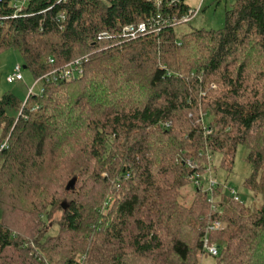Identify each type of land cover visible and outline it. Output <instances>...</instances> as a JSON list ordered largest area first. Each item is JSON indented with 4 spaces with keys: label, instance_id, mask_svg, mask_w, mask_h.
<instances>
[{
    "label": "trees",
    "instance_id": "16d2710c",
    "mask_svg": "<svg viewBox=\"0 0 264 264\" xmlns=\"http://www.w3.org/2000/svg\"><path fill=\"white\" fill-rule=\"evenodd\" d=\"M12 1L0 0V52L18 51L34 79L85 61L24 104L0 97V264H200L214 221L215 264H264V0H233L217 30L162 26L128 42L125 25L189 7L30 0L12 18ZM238 146L258 205L215 178ZM205 168L211 193L189 180Z\"/></svg>",
    "mask_w": 264,
    "mask_h": 264
},
{
    "label": "rangeland",
    "instance_id": "374dc122",
    "mask_svg": "<svg viewBox=\"0 0 264 264\" xmlns=\"http://www.w3.org/2000/svg\"><path fill=\"white\" fill-rule=\"evenodd\" d=\"M202 0H184L190 9H196ZM233 0H203L200 13L194 17L189 23L182 24L176 27L180 33L186 34L194 29L217 30L223 27L224 13L230 8ZM20 64L22 67L21 74L23 80L7 83L6 78L13 73L14 66ZM35 79L32 77L30 71L24 68L23 60L20 53L14 49H6L0 52V97L4 94L14 95L18 101L25 103L28 97V91L33 87ZM41 91V84L33 88L34 94H39ZM247 150L243 146H238L234 158L233 168L228 175L218 170L215 178L217 182L232 188L240 197L241 202L246 205H258L260 198L253 195L244 186V180L251 173V166L246 162L245 158ZM220 161L219 156L214 158L212 165L218 167ZM105 177V174H102ZM214 176V175H213ZM205 187V186H204ZM204 187L202 189H204ZM228 192V190H227ZM225 191V193H227ZM229 193V192H228ZM185 201L189 204L192 200L189 193V187L183 190ZM60 212L54 214L53 218L47 226L49 230L48 235H55L57 232V223L60 218ZM200 264H215V259L210 256H203L200 258Z\"/></svg>",
    "mask_w": 264,
    "mask_h": 264
},
{
    "label": "built area",
    "instance_id": "2783aa9c",
    "mask_svg": "<svg viewBox=\"0 0 264 264\" xmlns=\"http://www.w3.org/2000/svg\"><path fill=\"white\" fill-rule=\"evenodd\" d=\"M30 0H14L10 3V7L13 9L12 18H16L24 7L29 3ZM66 0H56L57 3H65ZM147 3L154 5L157 8H171L172 6L181 5L182 0H144ZM200 13V6L196 9H186L185 13L179 16H166L163 17L161 13L157 14L155 17H150L146 21L139 22L136 24L125 25L120 33L121 41L128 42L136 40L140 37H143L150 33L158 32L162 26H172L177 27L182 24L189 23L194 17ZM64 21V13H59L57 18V23L60 25V28L63 29L61 23ZM111 36L107 32H101L97 39L105 40L110 39ZM85 61L84 58H78L68 63L62 70L50 72L42 77L35 79L33 87L28 91V96L35 95L33 93V88L38 84H41V91L43 92V85L47 83H57V82H70L76 77L82 74V63ZM22 67L20 64H16L13 69V73L6 78L7 83H13L15 81L23 80L21 74ZM206 134L210 133L209 129L205 130ZM5 148V144L0 146V149ZM190 169H196V165L191 162L188 163ZM128 177V176H127ZM189 180L193 183L196 188L206 189L209 193L217 185L216 181L212 179L210 170L205 168L204 171L199 172L195 171L189 176ZM230 194L233 197V200L240 202L239 195L234 191L230 190ZM210 204H213V199L210 198ZM221 228V223L218 221L210 222L207 226L205 236L203 238V250L210 256H216L218 254V249L214 245L209 244V232L216 231Z\"/></svg>",
    "mask_w": 264,
    "mask_h": 264
},
{
    "label": "crops",
    "instance_id": "0c3cea01",
    "mask_svg": "<svg viewBox=\"0 0 264 264\" xmlns=\"http://www.w3.org/2000/svg\"><path fill=\"white\" fill-rule=\"evenodd\" d=\"M202 2H203V0L201 1V3H199V5H198V7L200 6V11H201V7H202ZM188 6V5H187ZM197 7V8H198Z\"/></svg>",
    "mask_w": 264,
    "mask_h": 264
},
{
    "label": "water",
    "instance_id": "95a60500",
    "mask_svg": "<svg viewBox=\"0 0 264 264\" xmlns=\"http://www.w3.org/2000/svg\"><path fill=\"white\" fill-rule=\"evenodd\" d=\"M25 68V67H24Z\"/></svg>",
    "mask_w": 264,
    "mask_h": 264
}]
</instances>
